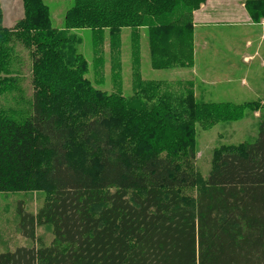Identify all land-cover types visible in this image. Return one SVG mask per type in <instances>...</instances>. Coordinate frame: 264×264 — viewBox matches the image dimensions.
Returning <instances> with one entry per match:
<instances>
[{
  "label": "trees",
  "instance_id": "trees-1",
  "mask_svg": "<svg viewBox=\"0 0 264 264\" xmlns=\"http://www.w3.org/2000/svg\"><path fill=\"white\" fill-rule=\"evenodd\" d=\"M206 1L74 0L63 29L44 0H23V18L5 28L0 4V90L16 84L18 43L34 87L27 116L0 111V193L46 192L21 229L33 241L38 227L53 233L50 246L0 254V264H264V114L254 143L216 149L205 181L195 169L196 124L238 121L260 103L193 102L150 85L151 106H134L92 86L68 36L108 31L114 42L147 27L164 69L185 61ZM245 6L264 19V0Z\"/></svg>",
  "mask_w": 264,
  "mask_h": 264
},
{
  "label": "rangeland",
  "instance_id": "rangeland-1",
  "mask_svg": "<svg viewBox=\"0 0 264 264\" xmlns=\"http://www.w3.org/2000/svg\"><path fill=\"white\" fill-rule=\"evenodd\" d=\"M247 1L207 0L194 10L192 47L183 46L181 49L185 61L164 69L156 67L155 57L159 52L152 57L147 27L121 29L114 42L108 31L101 36H95L89 29L72 30L68 34L76 37L73 48L86 62L85 78L92 86L108 94H121L134 106H151L152 100L147 99L149 91H143L150 85H157L161 94L169 90L177 99L190 95L193 102L238 106L260 103L259 110H245L238 121L219 122L209 129L196 124L195 169L204 181L210 174L216 149L254 143L259 136L264 114V19L254 22L245 6ZM44 2L50 9L53 28L63 29L65 15L74 0ZM0 4L3 26L13 28L24 16L23 0H0ZM228 7L237 12L236 25L218 21L219 12ZM208 14L209 18H206ZM248 41L252 43L250 46ZM256 52L257 56L251 62H244L245 56ZM14 53L16 58L10 76L16 79V84L11 87L6 83V90H0V111L21 119L29 114L34 93L33 59L19 43L15 45ZM46 196L44 191L0 193V254L18 248L50 246L53 240L51 226L38 227L35 241L26 238L21 229L22 216H35L44 205Z\"/></svg>",
  "mask_w": 264,
  "mask_h": 264
},
{
  "label": "crops",
  "instance_id": "crops-1",
  "mask_svg": "<svg viewBox=\"0 0 264 264\" xmlns=\"http://www.w3.org/2000/svg\"><path fill=\"white\" fill-rule=\"evenodd\" d=\"M219 14L221 16L218 18V21L220 22V24L236 25L235 22H238V19L236 18L238 16L236 10H234L230 7H228V9H224V11L219 12ZM247 17H248V15H247ZM206 18H209V14L206 15ZM248 20H250V19L247 18V21ZM258 26H261V25H258ZM251 44H252L251 41H248V46H250ZM255 56H257V52L252 56H250V55L245 56L244 62H251L252 59L255 58ZM196 63H198L197 60H196ZM262 65L264 66V61L262 62ZM195 66H197V64Z\"/></svg>",
  "mask_w": 264,
  "mask_h": 264
}]
</instances>
